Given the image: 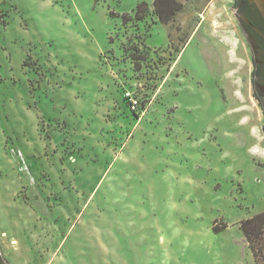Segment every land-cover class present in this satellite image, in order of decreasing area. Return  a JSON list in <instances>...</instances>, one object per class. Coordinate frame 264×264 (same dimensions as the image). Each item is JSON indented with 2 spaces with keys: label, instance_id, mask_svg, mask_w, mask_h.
I'll return each instance as SVG.
<instances>
[{
  "label": "rangeland",
  "instance_id": "rangeland-1",
  "mask_svg": "<svg viewBox=\"0 0 264 264\" xmlns=\"http://www.w3.org/2000/svg\"><path fill=\"white\" fill-rule=\"evenodd\" d=\"M174 1L163 25L154 0H0L6 264H255L239 229L264 212L252 44L233 0Z\"/></svg>",
  "mask_w": 264,
  "mask_h": 264
},
{
  "label": "trees",
  "instance_id": "trees-1",
  "mask_svg": "<svg viewBox=\"0 0 264 264\" xmlns=\"http://www.w3.org/2000/svg\"><path fill=\"white\" fill-rule=\"evenodd\" d=\"M234 10L238 17H244L249 22H241L242 30L252 36L256 45V54L251 56L252 71L250 75L252 97L259 106L263 115L262 133L264 135V22L257 14L252 4H246L245 13L239 7L240 0H233ZM181 5L174 0H154L153 9L155 15L161 24L166 25L170 22L174 15L180 11ZM147 14V5L145 2L138 4L133 16V20L141 22ZM123 23L131 22V17L127 14L121 16ZM250 23V24H249ZM129 57L134 65V69L138 70L139 65L136 64V49L130 52ZM239 229L246 241L247 247L255 264H264V212L258 213L246 220L240 222ZM0 264H6L4 258L0 255Z\"/></svg>",
  "mask_w": 264,
  "mask_h": 264
},
{
  "label": "built area",
  "instance_id": "built-area-1",
  "mask_svg": "<svg viewBox=\"0 0 264 264\" xmlns=\"http://www.w3.org/2000/svg\"><path fill=\"white\" fill-rule=\"evenodd\" d=\"M124 99L128 104L130 111L139 119L145 112L141 97L136 93V91L127 89L124 91Z\"/></svg>",
  "mask_w": 264,
  "mask_h": 264
},
{
  "label": "flooded vegetation",
  "instance_id": "flooded-vegetation-1",
  "mask_svg": "<svg viewBox=\"0 0 264 264\" xmlns=\"http://www.w3.org/2000/svg\"><path fill=\"white\" fill-rule=\"evenodd\" d=\"M245 2L247 3V5H249V4H252L253 5V8H255V10H256V12H257V14L261 17V19H262V21L264 22V15L262 14V12L259 10V8L257 7V5L254 3V1H251V0H240V3H239V7H241L242 8V10L245 12V13H247L248 11L246 10V4H245ZM240 19H241V22L243 21V22H245V23H248L249 21L246 19V18H244V17H240ZM250 24V23H249ZM244 32V31H243ZM245 33V32H244ZM245 35L249 38V40L251 41V44H252V53H251V56H252V54H256V45H255V42H254V40H253V38H252V36L250 35V34H248V33H245Z\"/></svg>",
  "mask_w": 264,
  "mask_h": 264
}]
</instances>
